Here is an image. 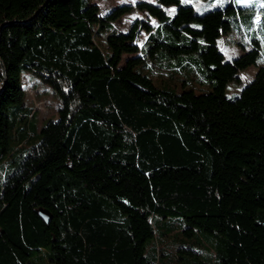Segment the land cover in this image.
<instances>
[{"label":"trees","instance_id":"obj_1","mask_svg":"<svg viewBox=\"0 0 264 264\" xmlns=\"http://www.w3.org/2000/svg\"><path fill=\"white\" fill-rule=\"evenodd\" d=\"M259 1L219 0L201 14L193 0L139 1L101 14L93 0H0V161L13 166L0 178V264H43L45 255L51 264H264ZM134 8L157 26L136 19L118 29L114 22ZM230 13L254 26L251 48L227 60L218 39ZM141 30L147 37L138 44ZM156 52L177 59L185 80L195 74L179 59L195 58L211 89L157 86L140 69ZM23 69L60 100L57 118L37 133L25 130L36 127L23 104ZM14 122L20 140L12 147ZM163 219L168 227L177 220L202 250L182 248L176 262L161 248L146 256Z\"/></svg>","mask_w":264,"mask_h":264},{"label":"rangeland","instance_id":"obj_2","mask_svg":"<svg viewBox=\"0 0 264 264\" xmlns=\"http://www.w3.org/2000/svg\"><path fill=\"white\" fill-rule=\"evenodd\" d=\"M99 6L100 13L104 14L108 12L111 8L121 5V4H130L134 6L139 1H147L150 3H155L156 0H93ZM249 7H257L259 5V0H247ZM223 3L219 0H193L192 5L196 13H203L209 9L221 6ZM168 14H173L174 7L164 8ZM230 13L228 15V20L231 24L229 31L220 36L218 43L222 48V53L225 59L230 60L232 57H236L239 53L247 51L251 48L249 42V37L252 35L251 31L254 26V23H249L243 19V15L240 17ZM136 19H141L143 21L149 22L152 27L157 26V20L155 17L150 15L144 10L134 8L132 11L124 14L118 20L114 22V25L122 30L128 31ZM257 19V17H256ZM241 21V22H239ZM238 22V23H237ZM147 37V33L144 30H141L136 38L138 44H141ZM155 56L147 55L143 58L142 66L140 67L142 72L150 75L154 83L157 86L163 87L164 89H170L172 91L179 92L184 87L192 88L196 93L207 92L211 89V85L203 77L202 71L199 68L200 64L195 58H184L180 57L182 63L187 64L184 67L192 66L194 71L193 79L185 80V76L181 71H178L175 68L177 59H161L159 53L156 52ZM127 57L122 58L120 65L124 63ZM171 59V60H170ZM164 61H168L167 65ZM171 63V65H170ZM257 67L255 65L249 66L247 69L241 72V85L251 80L254 76ZM21 84L25 88V96L23 99V104L28 107H32L34 111L33 118L30 120V123L33 124L36 128L34 130L31 125L26 128V132H39L43 124L49 120H54L58 116V108L60 106V100L57 95L54 93L53 88L49 83L41 79L34 71L23 69L21 72ZM237 86V85H236ZM234 84L230 83L226 89V96L233 98L238 94V91H235ZM18 124L16 122L12 123L11 127V140L10 143L12 147L19 145L20 138L18 132ZM33 130V131H32ZM35 138L24 140L21 142L25 147L30 145ZM25 152V151H24ZM13 168L12 165L9 166V163L6 159L0 161V178L11 171ZM169 222H165V219L161 220L160 223L154 224V237L146 245L145 255L148 256L153 247L161 248L164 250L165 257L167 260L169 257H174L172 262H176L178 257L181 254V249L191 248L194 252L202 250V246L192 238H186L181 232V226L178 224V221H175V224L171 227H168ZM172 229L169 231V229ZM195 237V236H194ZM197 242V243H196ZM43 252L47 251V247H43ZM182 253L181 255H183ZM163 256L162 259L165 260ZM43 264H51L46 255L44 257ZM167 263V262H166Z\"/></svg>","mask_w":264,"mask_h":264},{"label":"water","instance_id":"obj_3","mask_svg":"<svg viewBox=\"0 0 264 264\" xmlns=\"http://www.w3.org/2000/svg\"><path fill=\"white\" fill-rule=\"evenodd\" d=\"M41 214L44 218H46L47 215L45 213L42 212Z\"/></svg>","mask_w":264,"mask_h":264},{"label":"snow or ice","instance_id":"obj_4","mask_svg":"<svg viewBox=\"0 0 264 264\" xmlns=\"http://www.w3.org/2000/svg\"><path fill=\"white\" fill-rule=\"evenodd\" d=\"M173 11H175V10H173Z\"/></svg>","mask_w":264,"mask_h":264}]
</instances>
